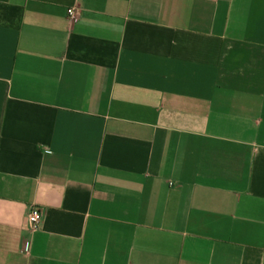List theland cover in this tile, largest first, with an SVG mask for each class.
Wrapping results in <instances>:
<instances>
[{
	"label": "crops",
	"instance_id": "crops-1",
	"mask_svg": "<svg viewBox=\"0 0 264 264\" xmlns=\"http://www.w3.org/2000/svg\"><path fill=\"white\" fill-rule=\"evenodd\" d=\"M0 264H264V0H0Z\"/></svg>",
	"mask_w": 264,
	"mask_h": 264
},
{
	"label": "built area",
	"instance_id": "built-area-1",
	"mask_svg": "<svg viewBox=\"0 0 264 264\" xmlns=\"http://www.w3.org/2000/svg\"><path fill=\"white\" fill-rule=\"evenodd\" d=\"M67 13H68L70 18H72V19L76 18L73 9L67 10ZM41 218H42V211L37 207H31L29 209V212L27 214V219H26L29 228L33 231L36 230L40 221H41ZM22 251L23 252L26 251V242H24L22 245Z\"/></svg>",
	"mask_w": 264,
	"mask_h": 264
}]
</instances>
